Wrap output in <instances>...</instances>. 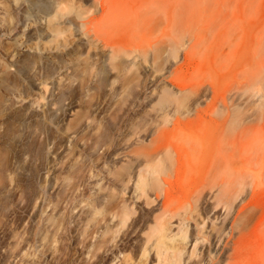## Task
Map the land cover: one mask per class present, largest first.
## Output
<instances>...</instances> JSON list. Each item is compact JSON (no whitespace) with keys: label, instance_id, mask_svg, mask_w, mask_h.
Segmentation results:
<instances>
[{"label":"rangeland","instance_id":"1","mask_svg":"<svg viewBox=\"0 0 264 264\" xmlns=\"http://www.w3.org/2000/svg\"><path fill=\"white\" fill-rule=\"evenodd\" d=\"M59 1L0 0V264H264V0H120L108 43L99 1Z\"/></svg>","mask_w":264,"mask_h":264},{"label":"bare ground","instance_id":"2","mask_svg":"<svg viewBox=\"0 0 264 264\" xmlns=\"http://www.w3.org/2000/svg\"><path fill=\"white\" fill-rule=\"evenodd\" d=\"M64 0H60L56 5H58V7H60L62 4H65L64 2H63ZM75 1V0H74ZM73 1V2H74ZM97 1V3H98V1H99V6H101L100 8H102V11H103V14L101 15V17L98 19V21H96V22H92V21H90V22H86V23H84V22H82L83 23V26L87 29V32H90V30L92 31V27H93V25H94V27H95V29L94 30H96V33H97V30H98V32H99V30L101 31V29L100 28H102V35L104 34V32L106 33L105 34V36H101L100 35V37L101 38H103V40L104 41H106L105 43H108L107 41H108V38H110V36L111 37H113V36H116V35H119L118 33L120 32V30L121 29H123L122 27L125 25V23L123 22V12H124V10H122L123 8L121 7L123 4H121V3H123L122 1L120 2V0H96ZM66 2V1H65ZM69 2H70V0H69ZM69 2H68V0H67V2H66V5L67 4H69ZM72 2V1H71ZM93 2H95L94 0H93ZM74 4V3H73ZM83 4V3H82ZM131 4H132V8L133 9H136V8H138V7H141V8H145V7H147V8H149V7H151V6H153V5H160V6H162L163 8H164V13L166 14L165 16H167V18H168V20H170V4H171V0H132V2H131ZM66 5H65V7H66ZM72 5V3H70L69 5H67V8H69L68 6H71ZM64 6V5H63ZM73 6V5H72ZM80 6H82L81 5V3H80ZM64 7V8H65ZM93 7V6H92ZM91 7V8H92ZM81 8H83V7H81ZM91 8H88L89 10L86 12L85 10V12H86V14L85 15H87V16H85L84 15V17L86 18H88V15L90 14V10H92ZM94 8V7H93ZM130 8V10L132 9L131 7H129ZM157 8V7H156ZM56 9H57V6H56ZM63 9V7L61 6V9L60 10H62ZM80 9V8H79ZM85 9V8H84ZM59 10V11H60ZM72 10V9H71ZM57 11H58V9H57ZM76 11V10H75ZM83 11V9H81V11L80 10H77L76 12H78L80 15L84 12ZM84 12V13H85ZM88 12H89V14H88ZM92 12V11H91ZM56 13H60V12H56ZM55 13V14H56ZM78 13H76L77 15H78ZM83 13V14H84ZM60 14H62V13H60ZM80 15H78V18H82V16L80 17ZM55 16H57V14L56 15H54V17ZM59 16V15H58ZM61 16V15H60ZM90 16V15H89ZM62 17V16H61ZM89 19V18H88ZM93 20V19H92ZM94 20H95V18H94ZM95 23V24H94ZM80 24H81V22H80ZM82 25V24H81ZM82 28V27H81ZM58 30V29H57ZM57 30H56V33H57ZM93 30V31H94ZM85 31V30H84ZM62 33L63 32V30H59L58 31V35H59V33ZM86 33V32H85ZM85 33H83V34H85ZM93 33V32H92ZM121 33H122V31H121ZM100 34V33H99ZM98 34V35H99ZM86 35V34H85ZM98 35H96V36H98ZM99 37V38H100ZM97 39V38H96ZM112 48V52H113V54H112V58H113V60L116 58V56L118 57L120 54H121V51H122V49H123V46L121 45V42L118 40H114L113 41V44H112V46H111ZM176 52V51H175ZM172 55V54H171ZM111 57V56H110ZM115 57V58H114ZM171 92V91H170ZM170 92H168L166 89H165V91L163 92V95L161 96V98L159 99L160 101V103L162 104V103H167V101H168V99H169V93ZM158 102V103H159ZM159 103V104H160ZM160 104V105H161ZM181 110V109H180ZM176 112V111H175ZM165 117H167V116H165ZM184 135L185 134H183V137H184ZM186 137H184L185 139L187 138V135H185ZM184 138H183V140H184ZM183 144V143H182ZM181 148V147H180ZM160 158H157V160H159ZM161 161V160H160ZM159 161V162H160ZM157 162V161H156ZM155 162V163H156ZM147 166H149V165H147ZM146 167V166H145ZM97 175V174H96ZM151 179H155L156 181H158V182H168L167 181V179L166 178H160V174H159V172H158V170H157V168L156 167H152V165L151 166H149L144 172H142V171H140L139 172V174H138V177H137V179H136V183H135V185H134V189H135V193H137V198L138 199H140V198H142V197H144L145 198V200H146V202L147 203H149V204H151V203H153V199L151 198V196L149 195V191H148V187H150L152 184H151ZM171 181V180H170ZM128 183V182H127ZM98 184V183H97ZM100 184V183H99ZM126 184V183H125ZM100 186V185H99ZM101 189V188H100ZM127 191V190H126ZM94 195H95V193H94ZM164 195H165V197L167 198L166 199V201L164 202V208H163V210H164V213L160 216H157V215H155L154 217H156V225H154V224H150L149 226H150V230H149V232L147 233V241H146V243L147 244H149L150 242H152L153 241V245H154V247H155V249H156V251H157V255L161 258L162 256H164L165 254H166V257L171 253L170 252V247L167 245V241L169 240H171V242L173 241V237L175 236H178V235H180V234H176V235H173V237L171 238V236H169V234H168V232H169V222L168 221H170V218L169 219H167L166 220V215L165 214H167L166 212H168V207H169V201L168 200H170V199H168L169 197H170V190L169 189H166L165 190V192H164ZM157 196L159 197V194H157ZM171 198V197H170ZM157 200V199H156ZM128 203V202H127ZM152 205V204H151ZM130 207V205H128V204H124L123 206H122V211L119 213V214H117L116 215V217L117 218H119L120 219V222L118 223V225L119 224H123L124 226H126L125 224L127 223L126 221H127V219H128V217L130 216L131 217V215H130V213H131V209L129 208ZM103 209H104V205H102L101 207H100V205H96V201H93V204H92V220L94 221L95 219H96V217H98L97 215L99 214L100 215V213H102L103 212ZM133 209H134V207H133ZM132 209V210H133ZM163 212V211H162ZM156 214V213H155ZM159 214H161V213H159ZM168 215V214H167ZM167 218H168V216H167ZM95 224V223H94ZM97 224V223H96ZM153 225V226H152ZM124 226H122V227H124ZM115 228H117V227H115ZM114 228V229H115ZM120 228V227H119ZM118 229V228H117ZM183 229V228H182ZM115 231H116V229H115ZM120 231V230H119ZM148 231V230H147ZM146 231V232H147ZM184 230H182V231H180L181 233L183 232ZM185 231H186V229H185ZM116 232H118V230L116 231ZM116 232H114V234L116 233ZM107 233H109V230L107 231ZM106 233V234H107ZM119 233V232H118ZM183 233H185V232H183ZM182 233V234H183ZM186 233H187V231H186ZM117 234V233H116ZM146 234V233H145ZM105 235V234H104ZM106 236V235H105ZM180 236H182V235H180ZM183 236H184V234H183ZM175 237H174V239H175ZM179 237V236H178ZM185 237V236H184ZM177 238V237H176ZM180 239H182L181 237H180ZM146 240V239H145ZM176 240V239H175ZM182 240H184V239H182ZM175 242V241H174ZM106 243V242H105ZM145 244V243H144ZM143 248V247H142ZM180 249V248H179ZM179 249L178 250H176V248H175V250H174V256L176 257V263L177 264H179V262L181 261V256L183 255L182 253H183V250H181L180 249V251H179ZM142 251H144L143 252V256H146V254H147V252H148V248L147 247H145L144 248V250H142ZM182 254V255H181Z\"/></svg>","mask_w":264,"mask_h":264}]
</instances>
